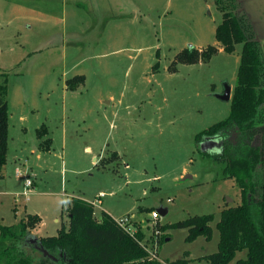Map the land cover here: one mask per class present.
<instances>
[{"label":"rangeland","instance_id":"1","mask_svg":"<svg viewBox=\"0 0 264 264\" xmlns=\"http://www.w3.org/2000/svg\"><path fill=\"white\" fill-rule=\"evenodd\" d=\"M251 1L0 0V83L7 78L12 114L0 224L36 213L33 235L55 236L72 197L104 193L103 207L133 216L149 249L151 212L161 226L213 214L210 240L187 242V229L169 228L157 242L160 264H209L201 257L218 250L221 211L241 194L209 155L220 152V139L197 145L196 136L227 119L231 99L223 95L237 84L242 45L228 53L215 38L223 10L245 17L264 48V0L257 8ZM209 46L219 51L208 62H176L187 48ZM76 75L84 81L73 82ZM17 168L34 182L28 200Z\"/></svg>","mask_w":264,"mask_h":264},{"label":"trees","instance_id":"2","mask_svg":"<svg viewBox=\"0 0 264 264\" xmlns=\"http://www.w3.org/2000/svg\"><path fill=\"white\" fill-rule=\"evenodd\" d=\"M251 28L245 17L231 9L223 10L215 38L228 53L234 52L237 44L242 45L237 84L227 119L196 136L197 145L209 138L220 139V152L209 155L224 164V178L232 179L241 194L239 205L221 211L216 225L220 233L218 250L202 257L209 264H228L244 249L247 257L235 264H264V48ZM218 51L216 46L202 51L187 48L176 62H208ZM72 81L83 82L84 77L76 75ZM7 82L5 78L0 83V177L9 141ZM43 128L37 130V135L47 131L46 126ZM232 132L236 135L234 142L229 137ZM66 210L67 225L62 223L55 236L33 235L32 230L41 221L37 214H27L12 225L0 224V264H160L150 257L141 225L134 223L135 232L131 234L109 213L102 211L97 217L94 204L80 197H72ZM213 219V214H204L165 226L157 222L150 238L159 245L164 231L180 228L188 230L187 242L199 236L210 240ZM171 264H188V260L177 259Z\"/></svg>","mask_w":264,"mask_h":264},{"label":"built area","instance_id":"3","mask_svg":"<svg viewBox=\"0 0 264 264\" xmlns=\"http://www.w3.org/2000/svg\"><path fill=\"white\" fill-rule=\"evenodd\" d=\"M17 175L19 176H23L25 178V182H24V191H23V195L27 198L29 197V189H31L33 187L34 182L26 175V174H22L19 170H16ZM104 197V193H100L99 198ZM129 218H133V216H130L128 218H123V219H116L121 226H123L128 232H130L131 234H133L135 232V228H134V223H136L135 220H131ZM131 220V222L128 221ZM151 219L154 221V224H156L158 222L159 219V213L156 211L151 212ZM128 221V222H127ZM145 241V240H144ZM146 242V241H145ZM147 243V242H146ZM147 250L149 251L150 257L152 259H156L159 260V256L157 255V243L153 244L152 243V247L151 249H149L146 245Z\"/></svg>","mask_w":264,"mask_h":264},{"label":"crops","instance_id":"4","mask_svg":"<svg viewBox=\"0 0 264 264\" xmlns=\"http://www.w3.org/2000/svg\"><path fill=\"white\" fill-rule=\"evenodd\" d=\"M247 2L249 3L248 4V7H250V4L251 3H254L253 1H251V0H247ZM255 8H257V2H256V0H255ZM247 11H248V19L249 20H253V21H258L257 20V18H256V11H254V12H252L251 10H250V8H247ZM254 14V15H253ZM253 23V22H252ZM217 44H219V43H217ZM220 45V44H219ZM222 49V47H221V45H220V47H219V49ZM10 117H12V114H10ZM87 149L90 151L91 150V148L90 147H87ZM93 160H96V158L94 157L93 158ZM16 170H19L18 168L16 169ZM21 172V171H20ZM17 174V173H16ZM22 174H26V172L24 171ZM17 176H19V175H17ZM37 187V184L35 185V187L34 188H36ZM99 195H100V193L98 194V195H96L94 198L96 199L95 201H91L90 199H88V198H86L85 196L84 197H80V198H82V199H85V200H87V201H90V202H92L93 204H94V208H95V213H96V210H97V208L99 209V211L100 212H102V211H105V212H107V213H109L110 215H112L113 216V214L110 212V210L107 208V207H103V205L104 204H102V198H99ZM97 201V202H96ZM98 202H99V204H98ZM17 204H16V206L14 207V210H16L17 211ZM29 214V213H28ZM34 214H36V213H34ZM38 215V214H37ZM123 215H125V214H123ZM123 215H121L120 217H114L113 216V218H115V219H120ZM39 216V215H38ZM40 217V216H39ZM41 218V217H40ZM54 220H55V222H59V219H58V217H55L54 218ZM18 221H16L15 223H17ZM63 223V222H62ZM61 223V224H62ZM40 225V224H39ZM38 225V226H39ZM33 234H36V236H37V233L35 232V231H33L32 232ZM38 237H44V236H42V235H38ZM202 258V257H201Z\"/></svg>","mask_w":264,"mask_h":264},{"label":"water","instance_id":"5","mask_svg":"<svg viewBox=\"0 0 264 264\" xmlns=\"http://www.w3.org/2000/svg\"><path fill=\"white\" fill-rule=\"evenodd\" d=\"M190 49H192V47ZM223 99L224 100H230L231 99V89L230 88H226L225 94L223 95ZM190 177L191 176L188 175L185 177V179L190 178ZM160 213L162 215H165L167 212L165 210H161ZM44 254L47 255V251H44Z\"/></svg>","mask_w":264,"mask_h":264}]
</instances>
